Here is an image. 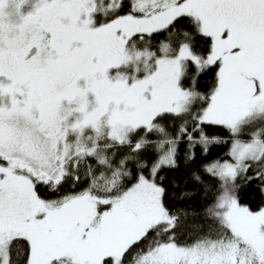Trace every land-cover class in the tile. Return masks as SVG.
<instances>
[{"label":"snow or ice","instance_id":"obj_1","mask_svg":"<svg viewBox=\"0 0 264 264\" xmlns=\"http://www.w3.org/2000/svg\"><path fill=\"white\" fill-rule=\"evenodd\" d=\"M0 264H264V0H0Z\"/></svg>","mask_w":264,"mask_h":264}]
</instances>
